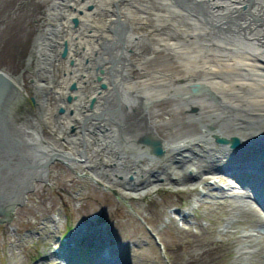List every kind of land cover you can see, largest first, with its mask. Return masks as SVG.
<instances>
[{"label": "bare ground", "instance_id": "6f19581e", "mask_svg": "<svg viewBox=\"0 0 264 264\" xmlns=\"http://www.w3.org/2000/svg\"><path fill=\"white\" fill-rule=\"evenodd\" d=\"M30 1L33 0L9 1L12 4L6 9L5 16L26 5L27 9H24L23 13L20 11L17 13H21V17H23L32 6V2L28 3ZM69 1V4H74L73 8L69 6ZM113 1L118 0H68L63 4V7L62 1L51 0L46 7L49 22L48 19L43 20L45 27L42 30L35 27L33 32L21 36L20 44L22 47H19L17 54L24 53V44L29 43L27 56L22 62V64L24 63L21 68L23 74L26 71H31L34 62L38 65L42 61L40 56L43 55L49 57V65H46L47 60L44 62L45 66L43 65L45 67L43 79L49 75L52 78V73L57 70L62 72L58 82V91L55 92L57 97L54 104L57 107L48 109L51 134L42 130L39 120V107L36 104L37 126L50 155L55 153L64 156V160L72 159V163L80 162L83 158L87 163L98 161V159L102 162L111 161L113 166L110 168L109 165L108 169L110 168L109 171L113 176H109L107 171H104V175L108 177V184L116 181L114 185L119 184L135 191L139 190L140 187L149 186L151 182L155 181L154 185H156L159 182L162 183L163 180L169 183H180L182 189L193 190L198 186L197 180H202L205 174L211 173L210 177H212L213 174L217 175L232 165L239 167L240 164H237V162L241 163V161H237L239 156L240 159H247L248 156L252 158H255L256 155L264 156V138L261 137L263 135L261 131L264 129V29L261 24L256 23L260 20L264 22V6L261 4V0L254 2L256 12L253 13L255 17L253 21H250L247 12L241 13L236 8L237 2L239 4L244 2L241 0L237 2L233 0L224 1L227 7L221 9L222 13L229 14L235 20L234 24L227 23L231 28L230 30L240 33H242L240 30H245L251 33V36L246 37V39H242L244 37L238 33L242 37L239 38L234 31L224 35L215 33L214 27L207 26L199 18L191 16V11L175 6L172 0H142L143 9L137 11L141 12L138 14L142 25L137 29H141L143 25L149 26L145 32L152 28L158 29L156 35L159 37V41H153L151 45L155 48L164 49V57L161 62L159 60L154 62L156 67L149 68L148 61L146 63L143 61L135 62L133 57H137L136 54L141 55L143 53L141 50L142 43H147L146 38L140 37L144 31L142 28L141 32L140 30L134 31L137 33L136 36H139V41L136 43L127 37V47L135 48L134 55L129 53L126 48L121 51V43L118 42L120 46L112 49L113 55L120 58L117 60V67L134 61V66L126 65V74L131 71L134 73L132 69L135 67L137 70L156 71L155 74H159L157 70L159 72H172L176 69L175 76L166 79L164 82L161 80L154 88L141 91L136 89L135 84L127 82L128 79L125 81L121 80L120 76H116L114 85H119L120 90L117 93L114 92V96L110 95L111 89L96 90L93 95L96 93L110 96L111 105L108 115H106L107 118L105 116L101 122L106 132L103 129L98 130V132L93 130L92 133L96 136L93 138L91 135L86 138V148L88 147L89 151H85L78 129L80 119H82L81 115L85 114L83 113L85 110H76L75 115L71 116L69 109L72 106L81 105L84 89L88 87L93 89L94 87L93 77L87 74L85 80L82 79L79 83V90L76 92L77 96L73 99L74 102L68 105L65 97L69 92V84L71 81L78 82V74L88 72L85 69L88 65L83 61L84 56L80 61L78 57L73 55V47H71L67 59L60 58V52L64 40L70 37L73 39L71 44L77 45L74 47L75 49H83V45L87 47L92 45L96 41L97 29L106 25L109 19L117 16V13L112 9V7L114 8ZM194 1L198 3V0ZM52 2L53 7L50 6ZM93 2L96 3L95 11H88V4ZM49 6L50 8H48ZM62 7L65 8V18L59 19L54 10L59 11ZM81 9H84L83 14L79 16L81 26L75 30L71 24V18ZM121 12L126 13L128 18L134 16L130 11ZM219 12L215 14V19L220 17ZM120 17L124 22L125 19L122 14L119 15V19ZM51 20H54L55 23L51 24ZM60 20L64 21L61 22ZM3 21L4 18H0V27L2 28ZM49 25L51 28L46 31V27ZM2 33L0 29V42L2 41ZM47 34L51 36H46ZM76 35H79L78 40H76ZM152 39L155 40L154 37ZM15 40L16 38H11L9 46H15ZM188 40H190L189 44L186 42ZM76 53L78 51L75 52V55H77ZM167 55L178 57L179 62H169ZM71 58L75 59L73 66L69 65ZM143 59L149 60V57L147 58L143 54ZM53 62L55 63L53 64ZM152 68L154 69L152 70ZM148 76L151 77V74L149 73ZM150 79L147 77L137 81L146 82ZM191 83H203L202 86H208L223 101L231 103L244 112L232 110L227 106H222L223 108L219 109L208 104L206 99H202L203 96L200 94L196 96L192 93L191 87L188 85ZM32 87L35 90L34 85ZM73 93L75 92H71L72 96H74ZM156 93L173 96L171 106L164 113L169 114L170 117H176L175 124L166 120L162 126V119L164 118H153L154 110L146 106V98ZM91 96L92 93L86 97L85 101L88 102L86 107H88ZM62 97H64L63 100ZM141 98L145 99L144 104ZM207 101L211 102L209 99ZM62 106L66 108L67 112L57 113L56 109ZM189 107L197 108L198 112L188 111ZM167 125H170L171 128L168 129ZM261 125L262 128H260ZM71 128H76V131L71 133L69 130ZM54 131L57 135L53 134ZM146 135L162 142L166 154L161 161L160 158L152 154L153 152L148 145L140 141L139 138ZM216 135L226 137L237 135L241 138V144L234 148L219 145L214 141ZM94 144L97 145V149L104 147L106 152L98 154L96 149L94 153ZM259 146H261L260 149L257 148ZM189 168L193 174L188 172ZM116 174L117 178H115ZM129 174L136 176V179H128ZM119 175H125L126 178L120 179ZM145 192H149V190H143L142 194ZM2 209L3 207L0 208V211ZM245 211L247 213L252 212L250 208H245ZM251 240H253L251 241L252 246L264 242L263 240L260 241V238ZM249 241L246 240L245 243L248 242L247 244L251 245ZM263 248L264 245L261 244L258 249ZM247 260V255H243L241 264H248Z\"/></svg>", "mask_w": 264, "mask_h": 264}, {"label": "rangeland", "instance_id": "374dc122", "mask_svg": "<svg viewBox=\"0 0 264 264\" xmlns=\"http://www.w3.org/2000/svg\"><path fill=\"white\" fill-rule=\"evenodd\" d=\"M9 1L13 2L0 0V18H4L3 28L0 27L3 32L0 57L18 64L21 69L29 49L27 42L24 44V53L17 54L19 47H22L21 36L40 26L49 0L28 2H32V6L23 17L21 13L27 9L26 5L5 16L6 9L12 4ZM18 11L21 13L17 14ZM11 38H16L15 46H9ZM24 75L28 81L34 79L31 86L37 87L34 90L36 97L42 100L49 98L51 103L56 102L57 96H53L55 84L50 87V78L47 76L43 79V71L34 69L33 72L26 71ZM55 76L59 79L62 72ZM202 99L210 104L207 94ZM171 104L172 100L167 101L163 105V111ZM221 106L225 107L224 104L215 107ZM172 121L175 124L176 117ZM44 128L48 134L52 133L50 128ZM69 130L73 132L72 128ZM93 148L95 153L97 145L94 144ZM95 165H99V168H95L96 172L93 171L98 173L99 183L94 180L96 178L88 172L84 163H72V160L66 161L60 157L54 162L35 190L26 194L24 204L16 208L14 216L6 222H0V264H63L53 252L54 246L58 244L57 239L63 236L68 227L70 230L72 227L75 229L81 223L85 224L87 233L92 237V246L99 248L105 244L117 243L121 248L123 246L113 264H166L157 246L148 236L147 226L155 228L163 240L169 256L173 257L172 264H235V249L248 255L254 250L258 255L249 256L248 264H264L261 259L264 258V250L258 249L262 242L253 246L251 244V239L260 238V241H264V237L258 236L259 231L256 229L261 222L245 223L249 218L250 221H255L256 215L250 216L236 202L222 206L219 202H214L206 206L207 214H202L203 209H199L193 215L186 216L184 224H178L173 219L174 215H171L169 219L175 225L164 226L166 221L163 217L167 214L168 207L173 204L185 209L183 204L187 201L184 202L169 190H166V195L160 196L162 199L156 196L157 199L153 201L147 197L142 200H129L116 193L113 185L107 183L108 177L104 175V171L112 175L108 169L109 165L113 166L111 161L98 164L95 162ZM121 176L125 178L124 175ZM115 188L117 192L134 193L120 185ZM187 195L188 193L182 197L186 198ZM234 207L237 211L229 213L228 210H234ZM227 218L228 225L224 228ZM217 233L220 236L226 235L227 239L222 243L216 242ZM246 240H250L251 245L245 243ZM251 250V253L248 252Z\"/></svg>", "mask_w": 264, "mask_h": 264}, {"label": "water", "instance_id": "95a60500", "mask_svg": "<svg viewBox=\"0 0 264 264\" xmlns=\"http://www.w3.org/2000/svg\"><path fill=\"white\" fill-rule=\"evenodd\" d=\"M33 92L18 64L0 57V124L9 134L6 149V140L1 142L4 133L0 138V193L5 194L7 206L16 197L11 192L15 190L21 196L31 179L39 175L30 191L35 190L54 165L50 164L49 170L44 166L50 153L37 126L36 106L30 100V95L35 97Z\"/></svg>", "mask_w": 264, "mask_h": 264}]
</instances>
